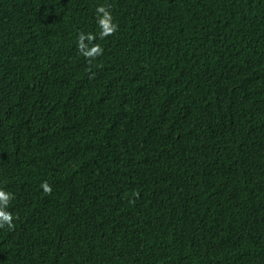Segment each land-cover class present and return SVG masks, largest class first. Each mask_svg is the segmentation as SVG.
Returning a JSON list of instances; mask_svg holds the SVG:
<instances>
[{
	"label": "trees",
	"instance_id": "obj_1",
	"mask_svg": "<svg viewBox=\"0 0 264 264\" xmlns=\"http://www.w3.org/2000/svg\"><path fill=\"white\" fill-rule=\"evenodd\" d=\"M0 190V264H264V0H0Z\"/></svg>",
	"mask_w": 264,
	"mask_h": 264
},
{
	"label": "clouds",
	"instance_id": "obj_2",
	"mask_svg": "<svg viewBox=\"0 0 264 264\" xmlns=\"http://www.w3.org/2000/svg\"><path fill=\"white\" fill-rule=\"evenodd\" d=\"M97 24L100 28L99 38L104 39L105 37L112 36L118 31V24L113 22L112 13L104 5L96 8ZM97 39V36L92 33L85 35L83 32L79 33L77 39V48L79 53L91 62L96 57L103 54V48L98 43H93ZM85 40L88 44H85ZM40 187L46 195H51L52 187L47 181H44ZM138 195V194H137ZM14 199L13 194L0 190V229L7 227L8 229H14L13 223L14 217L11 212L7 209Z\"/></svg>",
	"mask_w": 264,
	"mask_h": 264
}]
</instances>
